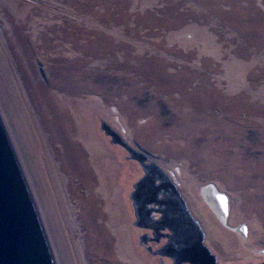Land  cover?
<instances>
[{"label":"rangeland","instance_id":"rangeland-1","mask_svg":"<svg viewBox=\"0 0 264 264\" xmlns=\"http://www.w3.org/2000/svg\"><path fill=\"white\" fill-rule=\"evenodd\" d=\"M0 118L55 264H163L135 225L143 168L104 122L225 260L264 262V0H0Z\"/></svg>","mask_w":264,"mask_h":264},{"label":"water","instance_id":"water-1","mask_svg":"<svg viewBox=\"0 0 264 264\" xmlns=\"http://www.w3.org/2000/svg\"><path fill=\"white\" fill-rule=\"evenodd\" d=\"M102 128L111 136L113 143L123 146L130 158L138 160L146 170L145 176L136 183L131 194L137 216L135 225L155 231L169 229L171 232L166 235L168 242L164 246L155 251L149 247V251L171 257L174 264H220L205 244V233L172 178L155 162L146 164L148 156L134 148L108 123L104 122ZM159 178L167 184L168 195L166 207L158 210L161 216L155 218L145 203L158 197L161 189L157 186ZM218 195L226 199L223 193ZM141 197L144 202L142 200L139 203ZM143 242H146L145 238ZM0 264H55L37 208L1 118Z\"/></svg>","mask_w":264,"mask_h":264},{"label":"flooded vegetation","instance_id":"flooded-vegetation-1","mask_svg":"<svg viewBox=\"0 0 264 264\" xmlns=\"http://www.w3.org/2000/svg\"><path fill=\"white\" fill-rule=\"evenodd\" d=\"M148 162H150L149 159L145 163L147 164ZM142 168H143V172H144V175H145L146 174V170H145V168L143 166H142ZM157 186L161 187V189H159L158 197L155 198V199H149V201H146V203H145L147 205L148 210L150 212H152L151 214L155 218H159L161 216V213H159L158 210H162V209H164L166 207L165 201H166L167 195H168V186H167V184H164V180L163 179L159 178L157 180ZM179 187L180 186H178V188ZM215 188H216L217 191H219L217 187H215ZM181 192H182V190H181ZM182 195H183V193H182ZM141 198H140V202L139 203H141V201L143 200V198L142 199ZM228 200H229V198H228ZM142 202H144V200ZM132 203H133V207H134L133 200H132ZM134 213H135V216H136L135 207H134ZM229 214H230V210H229ZM217 216H218V214H217ZM136 218H137V216H136ZM220 220H221V218H220ZM228 221H229V216H228V220L224 221V222H228ZM136 227L139 228L142 231L141 232V237L143 236L145 238V240H146V242H143L142 244L145 247V249H147V250L149 249V247H153V250H154V244H156V243L159 244L158 249L161 248L162 246H164L168 242V238L166 237V235L171 233L169 231V229H161V230L159 229L158 231H155L154 229L147 228V227H138V226H136ZM202 228H204V233H205L204 241H205L206 245L211 249L212 253L214 255H216L217 260H218V262L220 264H239V263H241V262L231 263V262L225 260L224 259L225 255L222 252H219L218 250H216L217 248H216V246H214L215 243L213 242L212 234L209 232V230L207 228V225H204V227H202ZM155 250H157V247L155 248ZM157 256H160L161 261H162L163 264H168V262H166V260L170 261L169 264H174V259H172L171 257L162 256V255H157ZM259 262H262V261H259ZM259 262H255V263H252V264H256V263H259ZM183 264H190V263H183Z\"/></svg>","mask_w":264,"mask_h":264},{"label":"bare ground","instance_id":"bare-ground-1","mask_svg":"<svg viewBox=\"0 0 264 264\" xmlns=\"http://www.w3.org/2000/svg\"><path fill=\"white\" fill-rule=\"evenodd\" d=\"M219 193L221 192L217 191L213 185L206 187V189L204 190L206 201L208 202L210 207L218 214V216L223 221H227L229 216V200L224 193L223 194L225 195L226 199L218 197Z\"/></svg>","mask_w":264,"mask_h":264}]
</instances>
